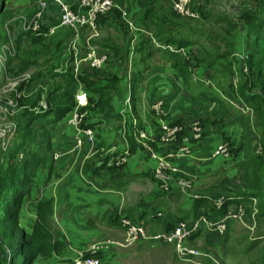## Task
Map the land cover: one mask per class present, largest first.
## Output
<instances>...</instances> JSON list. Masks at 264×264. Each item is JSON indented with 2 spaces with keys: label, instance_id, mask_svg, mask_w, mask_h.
Wrapping results in <instances>:
<instances>
[{
  "label": "trees",
  "instance_id": "trees-1",
  "mask_svg": "<svg viewBox=\"0 0 264 264\" xmlns=\"http://www.w3.org/2000/svg\"><path fill=\"white\" fill-rule=\"evenodd\" d=\"M77 2L74 5L70 4L71 7L76 9ZM158 8L159 6L156 7L151 4L134 12L135 15L127 11L134 25L136 24L134 16H136L141 23L150 28L151 34L146 38L144 47L151 48L154 51H164L165 54L175 59L176 64L179 63L178 67L175 66L177 69L184 72L185 75H189L188 65L181 62L179 51L184 47L197 44L202 48V52L196 65L200 64L205 69L218 66L222 68L224 74L234 75V57L230 56V59L224 64L221 63L220 60L223 56L230 53L222 54L220 44L224 43L225 50L229 51L237 42L236 34H232V38L224 35L210 37L207 41L212 47L207 48L203 46L204 42H199L190 32L183 30L175 32L173 30L184 27L185 23L181 19V17H184L183 15L173 10V17H162L157 14ZM108 13L97 16V30L95 33L82 25L77 28L59 25L55 28V30H59L57 32L54 30V34H45L46 29L42 27L40 32L26 30L28 33L33 34V56L26 58L19 54L11 59L14 68V70H11L13 74L22 75L28 70L32 71L29 79L23 80L17 86L20 90L21 87L25 86L27 89L30 85L28 90L31 91V94L24 96L23 93H20L16 96L18 102L14 104V108H19L20 112L18 114L22 115V119L14 123L15 130L10 142L6 151L0 155V264H20V262L21 264H30L38 255L48 257L52 253H57L65 245L64 234L53 222V210L49 199H41L38 202L36 218L31 231H26L19 224L18 214L22 200L29 193L35 172L39 167H48V169L52 167V157L55 151L50 142L51 135L48 129L42 132L39 143L34 142V132L38 122L43 121L50 124L67 114L69 116L70 111L76 106L75 95L82 87L89 98L86 105L80 107L81 110L86 109L87 111L101 107L104 110V115L110 117L116 115L121 124L125 125V133L135 145L137 141L133 136V118L136 119L138 128L147 131L145 126L142 125L137 110V78L135 74L130 76L129 92L128 90L125 92V89L122 88L123 95L127 94L129 97L131 110H126L124 120L119 111L115 112L112 101L119 91L118 82L127 84L129 78L125 75L121 77L116 76V74L103 75L108 70L111 62L123 61L125 52L123 51L121 55H115L114 58V53L118 54L119 50L117 47L114 48L115 41L110 36L102 35L99 32L100 26H107L106 15ZM240 18L245 23L244 32L242 33L249 40L248 54L244 59L248 71L244 72L243 79L237 83L233 93L242 103V108L250 109L251 114L242 115L240 112L232 114L228 106L230 104L217 94L205 90H199L197 94L216 101L227 114L235 117L242 125L243 158L237 163L236 172L233 176H224L218 180V186L226 189V192L222 193L225 196L222 206L215 209L207 197L208 194L201 191L199 197L192 198L190 213H194L200 207H203L209 213V216L213 217L226 212L228 206L232 203L249 202L256 207L260 215H264V0H256L254 8L243 11ZM121 19L125 33L127 30L129 34L130 31L132 32V35L125 37L124 41L127 44L131 38H134L133 30L135 28L131 29L128 23L123 18ZM215 22L230 24L225 17L215 18ZM229 28L231 29L230 25ZM83 31L87 35H91L88 40L89 45H92L93 42L104 47V52H101L99 48L97 52L104 53L106 57L98 67L87 63L84 68L77 69L75 72L73 53L67 49L72 44L73 38L79 33L84 34ZM48 35L52 36L47 39L43 38ZM138 40H141V37L135 39V42L138 43ZM144 42L145 40H143ZM140 47V50H142L143 46L140 45ZM41 100L45 102L44 107L40 104V102H43ZM161 118H156L158 131L161 130ZM199 122L201 129L197 136L195 131L192 130L190 122L176 121L175 123L180 124L182 129L177 133L174 142L187 130L199 138L204 133V124L200 120ZM81 125L91 126L92 124L83 122ZM155 137V140L159 139V132ZM155 140L149 141L153 147L156 144ZM230 148L232 155L235 151L231 145ZM22 153L25 154L23 158L21 157ZM169 182L171 185L174 184L171 180ZM174 190L181 192L179 188H174ZM253 199H255V202ZM229 228L230 226L227 224V229L220 236H226ZM193 234L196 235L197 231ZM253 242L254 240H252ZM209 262L216 264L212 260L207 263ZM259 264H264V261Z\"/></svg>",
  "mask_w": 264,
  "mask_h": 264
},
{
  "label": "crops",
  "instance_id": "crops-1",
  "mask_svg": "<svg viewBox=\"0 0 264 264\" xmlns=\"http://www.w3.org/2000/svg\"><path fill=\"white\" fill-rule=\"evenodd\" d=\"M114 1L115 7L106 15L107 26H100L99 30L102 35H104V28L110 30L109 36L115 41H113L114 48L119 49L118 54L114 53V58L115 55H121L125 51L124 59L120 62H111L108 70L103 75L116 74L120 77L125 75L130 80V58L139 56L134 63L145 62L147 64V59L151 56V54L147 55L146 51L142 53V50L146 48L144 45L150 33L142 25L136 26L137 28L133 30L134 38H131L126 44V41H124V34L126 33L123 26L121 27L123 34H121L119 27L116 25V23H121L116 14L119 12L118 9L124 7L130 14L135 15L134 12L149 6L151 1L158 6H162L166 5L167 2L172 4V0ZM76 2H70V4L74 5ZM134 18L136 25H140L141 22L137 17L134 16ZM115 35H118L120 39L116 38L115 40L113 37ZM140 37L141 40H138V43L135 42V39ZM73 39L72 49L74 53L80 52L85 45L86 50L88 49L90 44L88 42L89 35L84 36L79 33ZM143 40H145L144 43ZM140 45L143 46L142 50H140ZM92 46H95L96 50L99 48L101 52H104L102 45L92 42ZM97 53L100 54V52ZM83 56H76L77 69L84 68L85 64L88 63ZM121 64H125V67ZM172 65L174 69L180 71L175 68L174 63ZM159 67L162 66L159 65ZM149 70L150 66L146 67L144 71H136V78H142ZM163 72L164 69L159 70L160 75L166 74H163ZM124 85L129 92V85ZM125 87L123 88L127 92ZM140 91L141 94L136 93L137 110L142 125L145 126L149 134L153 133L152 131L158 126L156 123L157 117L154 115L155 111L152 107L153 102L152 104L147 102L148 96L151 94L154 97L159 96L157 100L163 102L166 115L162 118L165 120L189 123L197 118L204 124V133L199 138L187 130L173 143L154 145V149L159 154L174 151L182 144L189 147L188 155L172 159V165L176 168L177 176L191 179L192 188L196 192H201L204 189L201 191L196 190L197 186L195 185L202 184L205 175L222 173L221 177L223 178L235 174V165L231 168H223V166L228 165V162L238 163L243 158L242 125L235 117L227 114L216 101L190 94L186 85L172 86L169 91L162 92L154 90L152 87L149 88V86L146 88L140 87ZM148 92H151V94H148ZM114 107L115 112L116 110L119 111L118 106L114 105ZM84 122L92 124L90 127L94 129V140L91 144L85 143L78 150L68 149L74 143L78 132V128L68 122V114L50 124L43 121L37 123L41 130L48 129L50 131V142L55 152H59L60 155L57 158L52 157L55 163L52 164L50 169L39 167L36 170L29 193L22 200L18 214L19 224L26 231H31L36 218L38 202L41 199H49L53 210V222L64 234L65 245L57 253H52L48 257L38 255L35 257L38 260L36 264H70L79 251L91 242L122 236L124 227L120 218L125 215L137 220L145 217L147 220L144 223H146L145 228L148 237L136 240L129 246L106 248L99 254L101 255V264H145L141 258L146 256L147 251L149 252L147 256H150L151 250L154 251L155 255L153 259L159 257L154 264H158V261L168 254L170 258L174 252L173 245L152 238V234L171 227L181 219L191 221L201 214L210 217L209 213L203 207H200L194 213L189 212L192 204L190 193H183V198L175 206L172 205L169 208L165 205L166 203L162 201L161 195L165 194V191L172 190L171 192H173L175 188L173 186L175 185L154 177L155 160L145 158L146 155L143 154L138 145L131 142V139L125 133V125L121 124L116 115L114 117L106 116L101 107H96L87 110ZM41 138L42 136L38 141ZM224 141L230 143L235 152L227 158L213 156L212 151L218 145L217 142L220 144ZM128 148H130L129 155L125 158V161L119 162L117 160L119 155ZM137 186L144 187V190L139 191L138 195L137 191H132ZM215 186L219 188L218 182L215 183ZM223 190L224 192H219L225 193L226 189ZM133 193H135V197L132 199L133 196L131 195ZM207 197L210 198L211 196L208 194ZM234 206V203L229 205L230 208H234ZM151 212H156L157 215L149 220L151 218H148V216ZM202 231H204L203 227L197 231L196 235L193 234L192 236H201ZM215 233L217 232L215 231Z\"/></svg>",
  "mask_w": 264,
  "mask_h": 264
},
{
  "label": "rangeland",
  "instance_id": "rangeland-1",
  "mask_svg": "<svg viewBox=\"0 0 264 264\" xmlns=\"http://www.w3.org/2000/svg\"><path fill=\"white\" fill-rule=\"evenodd\" d=\"M66 1L70 4V2H74L78 0H66ZM37 2L38 0H4V1L0 0V128L11 126L12 124L22 119V115L18 114L20 112L19 108L14 109L15 106L8 105L7 100L9 99L13 100L14 104L18 102L16 96L14 95V89L23 80L25 81L29 79V76L32 71L28 70L22 75L13 74L11 70H14V68L11 59L19 54H21V56H24L26 58H30L31 56H33L34 53V48L32 44L33 34L28 33L26 30H24L22 27V23L24 18H28L30 16V14L37 5ZM255 3L256 0H191L189 5L191 6V8L198 11L199 15L196 18H188V17L184 18L185 16L184 17L180 16L185 23L184 27L173 29L175 32H179L181 30L190 32L191 34H193V37H196L198 39L199 42H204L203 46L207 48L212 47L210 43H208L207 41L209 40L210 37H219L221 35H224L226 37L232 38L233 37L232 34H236L237 42L234 47L230 48L229 51L225 50L226 48L224 46V43L220 44L222 48L221 50L222 54L226 55L227 52L230 53L227 56H223L220 62L224 64L228 59H230L229 58L230 56L234 57V62H233V68L235 70L234 75L224 74L222 68L218 66H214L210 69L209 68L205 69L200 64L196 65L199 55L202 52V48L197 44L184 47L179 51L180 52L179 56L182 59L181 62L185 65H188L190 76L188 74L185 75L184 72H180L174 69L172 63H174V66L177 67L179 66V63L177 62L178 64H176L174 58L172 61V58L170 59L169 55L165 54L164 51L156 52L150 48H145L142 50V53L146 51L147 55L151 54V56L147 59V64L145 62L135 64L134 61L139 56H135V57L132 56V58H130V64H131L130 76H133V74H135L136 71H140V70L144 71L146 67L150 66V70L146 75H144L142 78H137L136 93L138 95L141 94L140 87L146 88L149 86V88L152 87L154 90H159L162 92V91H169V88H171L172 86L174 87L178 85H186L188 92H190V94L192 95H198L197 93L199 92V90H205L217 94L220 98H223L224 101L230 104L228 106L230 107L232 114L240 112L242 115L244 114L250 115L251 114L250 109L247 110L246 108H242V103L239 101L238 97L234 95L233 89L236 87L237 83L243 79L244 72L248 71L247 65L244 64V59L248 54L249 40H247L242 33L244 32L245 23L244 21L241 20L240 16L241 13L246 9L254 8ZM151 4H154L156 7H158V5L153 3L152 1L150 2V5ZM159 8L157 9L158 10L157 14H159V16L173 17V13H172L173 8L171 2L170 4L169 2H167L166 5L159 6ZM121 9L125 10L124 7H121ZM116 14L118 15V18L120 19L121 22V23H116V25L119 27L120 33L123 34L121 29V27L123 26L121 13L119 11ZM218 17H225L227 21L230 23L229 25L231 26V29L229 28V25L226 22L216 23L215 18ZM43 19L44 22L42 23L41 26L43 29L45 28L47 30V28L54 26V24L58 21V10L52 6L47 7ZM141 25L146 31H149V33L151 34L150 28L145 26L143 23H140V25L135 24L134 28L136 29L137 28L136 26H141ZM58 30L59 29H56L55 32H57ZM103 30H104L103 31L104 34L106 36H109L110 30L106 28H104ZM99 32L100 34L102 33L100 30ZM83 33L84 36H87L85 31H83ZM130 34L132 35L131 31ZM130 34L129 31L127 30L124 36L127 38V36ZM51 36L52 35H48L43 38L47 39L48 37ZM113 37L115 40L116 38L120 39L118 35H115ZM86 51L87 50L85 45V47L82 48L80 52L75 53V58L77 55L81 56L86 54ZM159 65H161L162 67L160 68ZM121 66L125 67V64H121ZM162 69H164L163 74L166 73L165 75L159 74V70ZM130 81L131 80L128 81L127 83L128 85L130 84ZM118 85H119V91L116 93V96L114 97L112 102L114 103V105L118 106V109L120 108L119 112L121 113V115H123L128 96L127 94L123 95L124 91L122 88L125 87L124 82H118ZM29 86L27 87V89L25 86L20 88V92L23 93L24 96L31 94V91L28 90ZM148 94H151V92L150 93L148 92ZM88 98L89 97L87 96V101ZM158 98L159 96L154 97L151 94L148 96V101H147L149 102V104H152L153 102L152 107L155 111V114L154 113L153 114L156 115L157 119L166 115V109L164 107V104L161 100L160 101L157 100ZM156 103L160 105V109H162V111L155 109L154 105ZM82 111L84 112L86 118V114H87L86 109H82ZM85 118L83 117L82 123L85 121ZM195 121L199 122V120L196 118V120L193 119V121H191L190 123H193ZM162 123L175 124V121H171V120L167 121L164 118H161L160 125H162ZM161 131H162V127L160 131H158L157 128L154 129L152 131L153 133L150 134L149 139L155 140L156 139L155 135L158 134V132L160 137ZM42 132L43 130H41V128H39L38 126L35 128V132H34L35 143L37 142L39 143L38 140L41 137ZM121 138L124 140L122 136ZM155 142L156 144H168V143H173L174 140L169 142H164L161 141L159 138L158 140H155ZM217 144H219V142H217ZM72 145H70L68 149H71ZM127 150L130 151V148H128ZM141 151L143 152V150ZM154 151L156 152L157 155L156 157H153L150 153L147 152V150L145 153L143 152V154L146 155L145 158L148 157L150 159H154L156 162L153 175L158 165L159 157L167 158V160H169L171 164H172V159L175 158L167 155V153L170 151H166L162 154H159L155 149ZM188 153L185 155H188ZM25 154L22 153L21 157H23ZM59 155H60L59 152L54 151L53 158H57ZM183 156H179V157H183ZM53 160L54 159H52V164L55 163L53 162ZM234 165L236 169L237 163L228 162V165L223 166V168L224 169H226L227 167L231 168ZM166 171L172 172L171 168L166 169ZM174 174L176 176L177 172H175ZM221 176L222 173L219 174L215 173V175L212 174L205 175V179L203 183L199 185L197 184L195 185L197 186L196 190L201 191L202 189H204L202 192L207 191V194H209V196H213L217 193H220L219 191L224 192L223 188L220 187L218 188L217 186H215V183L218 182ZM169 181L170 180H167L166 182ZM144 183L147 184L146 181H144ZM200 186L202 187L200 188ZM173 187L179 188L181 192H177L174 190L173 192L169 191L170 193L165 192V194L161 195L162 201L163 202L165 201L164 202L166 203L165 205L168 206L169 208L172 205L175 206V204L183 198L182 195L183 193L196 192L195 189L192 187H189L188 189L185 188L184 190L178 186H173ZM143 190L144 187L141 186H137L136 189L135 188L132 189V191H137V195L139 194V191H143ZM134 195L135 193L131 195L133 196L132 199L135 197ZM242 203L243 204L241 205L244 206L245 214L242 215L241 217L242 220H239L237 218H230L225 221L226 224L230 226L226 236H220L222 232L218 231L215 228L203 226L204 231H202V233L200 232L201 236H195V237L191 236V238L189 239V243L199 248L202 252L209 253L212 256H214L218 260L219 264H259L263 262L264 261V215H260L256 207L251 203L249 202H242ZM236 209L237 206L231 208L232 211H235ZM204 210L206 211V209ZM152 219L153 217H151V219L149 220ZM210 230H214V231H210ZM215 231L218 234L215 233ZM123 236H124V230L122 236L111 239H121ZM107 239H103V240H107ZM252 240H254L253 243ZM97 241H102V240H97ZM94 242L96 241L91 242L87 247L81 249L80 251L86 250ZM117 247L121 248L125 246H117ZM104 250L106 249L99 251V253H101ZM147 253L149 252L147 251ZM147 253L144 258L143 257L141 258V260L145 264H151V263L154 264L159 257L157 259H153V257L155 256L153 250H151L150 253L151 257L147 256ZM168 255H166L162 260H159L158 264H195L194 262H186L180 260L179 258L176 257L174 252L170 258ZM99 257L101 259V255H99ZM74 258H76V256ZM37 261H38L37 259H33L30 262V264H36ZM208 264H212V262H209Z\"/></svg>",
  "mask_w": 264,
  "mask_h": 264
},
{
  "label": "built area",
  "instance_id": "built-area-1",
  "mask_svg": "<svg viewBox=\"0 0 264 264\" xmlns=\"http://www.w3.org/2000/svg\"><path fill=\"white\" fill-rule=\"evenodd\" d=\"M191 0H172V8L174 11L178 12L180 15L185 17L196 18L199 13L198 11L191 8L190 4ZM51 2V4H50ZM52 6L58 10V21L54 24V26L47 28L45 34H51L54 32L55 27L59 25H67L73 28H77L82 26H86L93 33L96 32V18L99 14L108 13L114 6V0H78L77 7L74 9L66 0H38L37 5L34 11L30 14L28 18H24L22 27L24 30H31L34 32H40L41 25L44 22L45 10L47 7ZM122 18L128 23V26L131 29H134V22L129 18V14L127 10H122L119 8ZM73 45L71 44L69 47V51H72L74 56L75 68L74 71H77L76 61ZM104 53H97V50L92 45H88V49L86 54L83 56L84 60L88 62L91 66H100V64L105 59ZM20 90L16 87L14 89V95L18 96L20 94ZM76 106L70 111L68 116V121L75 125L78 128V132L75 136L74 143L72 145L73 150H78L84 143H91L94 139V129L90 126H81L83 117H85L84 112L80 109L81 106L87 103V94L83 90L82 92H77L75 95ZM41 106H45L44 100H41ZM7 104L14 106L13 100H7ZM156 110L162 111L160 109V105L156 103ZM5 109V108H4ZM15 109V108H14ZM130 110L129 97L126 100V107L123 112V120L125 118L126 110ZM133 135L138 143V146L145 153L146 150L153 157H156V152L154 151V147L150 144L149 139L150 134L143 128H138L136 126V119L133 118ZM14 124L11 126H6L0 128V155L6 151V148L10 142V139L15 130ZM192 130L195 131V134L198 136L201 125L198 121L190 123ZM162 131L160 133V140L164 142H169L176 140L177 133L182 129L179 124H168L162 123L161 125ZM149 139V140H148ZM143 146V147H142ZM146 149V150H145ZM230 145L227 142H223L218 144L214 150L212 151L213 156H220L227 158L231 155L230 153ZM189 152V147L185 144L180 145L174 151H170L167 153L170 157H179L187 154ZM129 155L128 150H124L119 157L118 161L123 162L125 158ZM169 157V158H170ZM171 168V171H166V169ZM176 168L171 164L167 158L159 157L158 165L155 169L154 176L164 182L167 180H171L174 182L175 186L181 187V189L192 187V180L186 177H175ZM182 190V191H183ZM192 198L199 197L201 193L192 192L190 193ZM210 201L212 205H214L215 209H219L225 199L224 194L217 193L211 196ZM255 202V199H253ZM242 202L235 204L237 209L232 211L228 206L226 212L221 215H216L213 217H208L205 214L198 215L195 219L191 221H187L186 219H181L177 221L171 227L158 231L152 234V238L162 240L167 243H171L173 245L174 253L177 258L186 262H194L195 264H208V261H213L216 264H219L218 260L209 253L202 252L199 248L191 245L189 243L190 236L196 231L200 230L203 226L212 227L217 229L218 231L224 233L227 229L226 220L229 218H237L242 220V215L245 214L244 206H242ZM156 212H151L148 218H151L157 215ZM147 219L144 217L140 220L131 219L127 215L122 216L120 218L121 224L124 227V236L121 239H107L102 241H96L91 244L86 250L81 251L76 258L72 260L71 264H101L100 257L98 255L99 251L106 249L111 246H127L134 243L136 240L143 239L148 237L146 232L144 222ZM201 258V259H198Z\"/></svg>",
  "mask_w": 264,
  "mask_h": 264
},
{
  "label": "water",
  "instance_id": "water-1",
  "mask_svg": "<svg viewBox=\"0 0 264 264\" xmlns=\"http://www.w3.org/2000/svg\"><path fill=\"white\" fill-rule=\"evenodd\" d=\"M82 91H83V89H79V93L82 92Z\"/></svg>",
  "mask_w": 264,
  "mask_h": 264
}]
</instances>
